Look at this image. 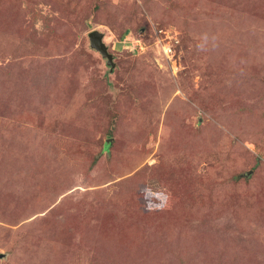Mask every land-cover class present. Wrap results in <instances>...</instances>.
I'll return each instance as SVG.
<instances>
[{"label": "rangeland", "instance_id": "obj_1", "mask_svg": "<svg viewBox=\"0 0 264 264\" xmlns=\"http://www.w3.org/2000/svg\"><path fill=\"white\" fill-rule=\"evenodd\" d=\"M0 254L264 264V0H0Z\"/></svg>", "mask_w": 264, "mask_h": 264}, {"label": "water", "instance_id": "obj_2", "mask_svg": "<svg viewBox=\"0 0 264 264\" xmlns=\"http://www.w3.org/2000/svg\"><path fill=\"white\" fill-rule=\"evenodd\" d=\"M103 36L104 34L97 29H93L88 32L90 46L97 50L106 59L107 64H109L111 67L115 66L113 56L110 52H108L107 45L103 41ZM250 172L251 171L249 170L247 174H249ZM0 257H3V255L0 254Z\"/></svg>", "mask_w": 264, "mask_h": 264}, {"label": "trees", "instance_id": "obj_3", "mask_svg": "<svg viewBox=\"0 0 264 264\" xmlns=\"http://www.w3.org/2000/svg\"><path fill=\"white\" fill-rule=\"evenodd\" d=\"M108 134H110V132H108ZM109 142H110V141H108L107 143L104 144V146H103V149H104V150H105V149H106V150L108 149V147H109ZM92 164H93V162L91 163V165H92ZM251 173H252V172H251Z\"/></svg>", "mask_w": 264, "mask_h": 264}]
</instances>
